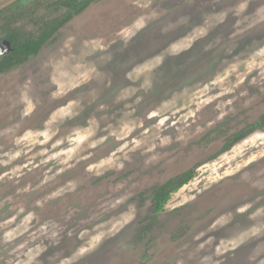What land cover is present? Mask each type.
<instances>
[{
	"label": "rangeland",
	"instance_id": "1",
	"mask_svg": "<svg viewBox=\"0 0 264 264\" xmlns=\"http://www.w3.org/2000/svg\"><path fill=\"white\" fill-rule=\"evenodd\" d=\"M262 117L264 0L92 1L0 73V264H264Z\"/></svg>",
	"mask_w": 264,
	"mask_h": 264
},
{
	"label": "trees",
	"instance_id": "2",
	"mask_svg": "<svg viewBox=\"0 0 264 264\" xmlns=\"http://www.w3.org/2000/svg\"><path fill=\"white\" fill-rule=\"evenodd\" d=\"M92 1L95 0H57L55 4L63 8L62 13L52 19L44 21L37 33L24 36L12 29L5 32L3 38L11 43L12 51L5 54L0 61V72L5 70L7 66L22 62L27 57L36 54L42 45L51 39L59 28L67 23L73 16L82 12ZM5 11L6 8L0 9V15ZM263 120L264 117H262V121ZM253 128L254 127L251 126L250 129L236 133L232 141L223 147V150H226L235 140H239V138L249 133ZM190 178L191 172L185 171L177 177L168 179L166 182L159 185L154 191L153 209L155 211L159 210L168 198L170 192L182 186Z\"/></svg>",
	"mask_w": 264,
	"mask_h": 264
},
{
	"label": "flooded vegetation",
	"instance_id": "3",
	"mask_svg": "<svg viewBox=\"0 0 264 264\" xmlns=\"http://www.w3.org/2000/svg\"><path fill=\"white\" fill-rule=\"evenodd\" d=\"M1 40H5L6 41V39L5 38H3V35H2V37L0 38V41ZM8 41V40H7ZM12 51V50H11ZM8 52H10V51H5V47H3L2 49H1V44H0V61L2 60V58L5 56V54H7ZM28 58V57H27ZM24 61V60H23ZM20 63V62H19ZM15 64H12V65H10V66H7V68L5 69V71L8 69V68H11V67H13ZM2 72H4V70L3 71H1L0 73H2ZM250 129V128H249ZM254 129V128H253ZM251 132V131H250ZM249 132V133H250ZM248 134V133H247ZM246 135H244V136H242L241 138H239V140L240 139H243L244 137H245Z\"/></svg>",
	"mask_w": 264,
	"mask_h": 264
},
{
	"label": "water",
	"instance_id": "4",
	"mask_svg": "<svg viewBox=\"0 0 264 264\" xmlns=\"http://www.w3.org/2000/svg\"><path fill=\"white\" fill-rule=\"evenodd\" d=\"M0 44H1V49L3 47H5V51H11L12 50V46H11V43L9 41L1 40Z\"/></svg>",
	"mask_w": 264,
	"mask_h": 264
}]
</instances>
